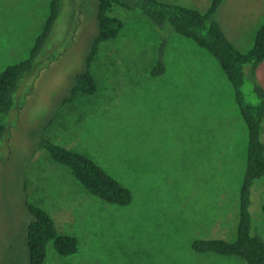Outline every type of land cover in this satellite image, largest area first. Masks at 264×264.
<instances>
[{
	"label": "rangeland",
	"instance_id": "1",
	"mask_svg": "<svg viewBox=\"0 0 264 264\" xmlns=\"http://www.w3.org/2000/svg\"><path fill=\"white\" fill-rule=\"evenodd\" d=\"M206 11L212 0H161ZM51 0H0V73L29 57ZM99 0H65L53 34L15 94L0 138V264H29L28 206L38 204L79 249L45 264H248L193 249L197 238H237L248 127L217 58L141 0L116 4L124 25L102 42L90 70L98 88L72 101L76 76L98 34ZM216 18L243 52L264 23V0H224ZM163 45L164 71L152 73ZM244 92L259 100L246 69ZM264 87V61L256 72ZM264 136V134H263ZM95 159L133 192L118 205L89 192L42 144ZM253 231L264 238V176L252 189Z\"/></svg>",
	"mask_w": 264,
	"mask_h": 264
},
{
	"label": "trees",
	"instance_id": "2",
	"mask_svg": "<svg viewBox=\"0 0 264 264\" xmlns=\"http://www.w3.org/2000/svg\"><path fill=\"white\" fill-rule=\"evenodd\" d=\"M224 0H212L206 11H201L180 3L161 0H141L143 12L153 19L162 29L172 25L176 31L194 39L200 46L211 52L219 61L235 88V97L241 114L248 127V156L246 170L240 188V219L237 238L229 241L224 238H197L193 249L198 252L212 251L223 255H237L248 264H264V238L253 231L251 212L252 189L255 182L264 176V87L256 81V72L264 61V23L259 29L255 44L248 52L241 51L226 35L216 14ZM126 0H99L97 11L98 34L86 57L87 68L76 76L66 102L72 101L83 92H95L98 83L90 70L99 45L116 38L123 20L114 14L116 4ZM65 0H51L50 13L42 33L38 36L29 57L8 65L0 73V114H9L15 105V94L24 76L32 71L39 56L48 44ZM163 45L152 69L153 74L164 71ZM250 70L256 83L259 100L249 99L244 92L246 69ZM7 126L0 125V138ZM59 162L66 164L77 179L92 194L104 201L118 205H127L133 200L132 190L123 185L115 176L107 172L95 159L80 152L65 148L51 141L42 144ZM32 216L27 229L30 250L29 264H45L47 247L53 242L62 255H71L79 249V239L73 234L59 232L50 213L38 204H29Z\"/></svg>",
	"mask_w": 264,
	"mask_h": 264
},
{
	"label": "crops",
	"instance_id": "3",
	"mask_svg": "<svg viewBox=\"0 0 264 264\" xmlns=\"http://www.w3.org/2000/svg\"><path fill=\"white\" fill-rule=\"evenodd\" d=\"M259 68V67H258Z\"/></svg>",
	"mask_w": 264,
	"mask_h": 264
}]
</instances>
